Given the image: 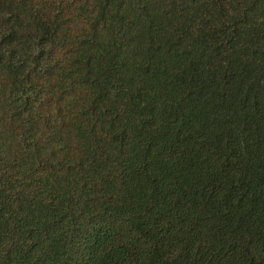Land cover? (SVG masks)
Here are the masks:
<instances>
[{
  "label": "trees",
  "instance_id": "16d2710c",
  "mask_svg": "<svg viewBox=\"0 0 264 264\" xmlns=\"http://www.w3.org/2000/svg\"><path fill=\"white\" fill-rule=\"evenodd\" d=\"M0 264H264V0H0Z\"/></svg>",
  "mask_w": 264,
  "mask_h": 264
}]
</instances>
